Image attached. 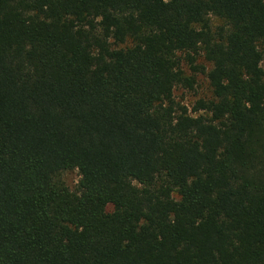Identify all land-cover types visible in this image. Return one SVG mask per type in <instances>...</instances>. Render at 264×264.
<instances>
[{"label":"trees","instance_id":"16d2710c","mask_svg":"<svg viewBox=\"0 0 264 264\" xmlns=\"http://www.w3.org/2000/svg\"><path fill=\"white\" fill-rule=\"evenodd\" d=\"M263 61L264 0H0V264H264Z\"/></svg>","mask_w":264,"mask_h":264},{"label":"rangeland","instance_id":"374dc122","mask_svg":"<svg viewBox=\"0 0 264 264\" xmlns=\"http://www.w3.org/2000/svg\"><path fill=\"white\" fill-rule=\"evenodd\" d=\"M262 68L264 70V61L262 63ZM198 77H199V79H198ZM198 77H197L198 86L193 91H189L186 89H180V87H177V89L174 92V96H175V99L177 101L191 107V105L194 103V101L203 95V93L206 91L207 85H206L204 77L201 76V74H198ZM199 83H200V85H199ZM58 178L65 186H67V188L70 191H76L77 190L78 182H79V178H80L77 170L74 169V170L65 171V172L59 174ZM105 210L107 212H111L112 206L107 205Z\"/></svg>","mask_w":264,"mask_h":264}]
</instances>
